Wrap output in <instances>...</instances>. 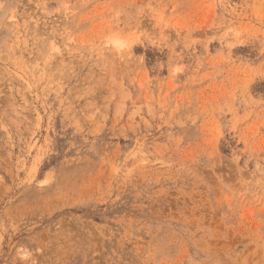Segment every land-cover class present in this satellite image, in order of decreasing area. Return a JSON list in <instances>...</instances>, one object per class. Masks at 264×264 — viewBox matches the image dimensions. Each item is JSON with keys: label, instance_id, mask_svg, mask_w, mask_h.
<instances>
[{"label": "rangeland", "instance_id": "1", "mask_svg": "<svg viewBox=\"0 0 264 264\" xmlns=\"http://www.w3.org/2000/svg\"><path fill=\"white\" fill-rule=\"evenodd\" d=\"M0 264H264V0H0Z\"/></svg>", "mask_w": 264, "mask_h": 264}]
</instances>
